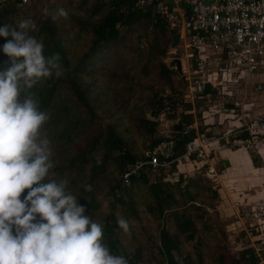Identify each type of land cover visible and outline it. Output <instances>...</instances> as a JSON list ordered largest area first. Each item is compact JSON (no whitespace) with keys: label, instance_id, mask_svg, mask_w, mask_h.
Listing matches in <instances>:
<instances>
[{"label":"rangeland","instance_id":"rangeland-1","mask_svg":"<svg viewBox=\"0 0 264 264\" xmlns=\"http://www.w3.org/2000/svg\"><path fill=\"white\" fill-rule=\"evenodd\" d=\"M92 2L93 0H29L23 6V10L28 17L33 15L35 18L44 16L43 10L45 7L48 9L53 7L54 12L60 7L67 10L69 16L66 20L63 18L59 20V29L63 28L65 30L63 35L65 46L72 50L76 56H79L87 50L91 34L86 28H78V26L71 25L70 18L72 16L87 18L89 6ZM163 8L164 6L162 5L157 7V10H163ZM101 15L102 13L97 14L94 18ZM172 16L175 17L172 13L167 16V21L168 23L170 22L169 26L172 24ZM167 28L169 29V27ZM173 28L174 33H176L177 25L173 26ZM169 36L170 41H167ZM151 41L150 26L146 28L138 25L133 26V29L125 33V40L119 42L115 49L104 51L100 59L95 60L92 65L93 68L90 70L87 67L84 68L85 74L81 73L80 76H82L83 81L89 84L88 88L91 90L92 95L97 98L93 102L97 118L92 128L97 126L103 129L106 124L112 122L116 123V125L118 124L119 127L116 129L119 130V134L130 141L133 153L140 154L142 150L147 148L150 139L138 127V118L153 119L149 115V111L154 101L153 93L158 92L163 102L174 101L175 106V116L172 119L165 118V116L171 114L169 109H165V116L161 113L157 117L155 130L159 136L164 131H171V124L176 119L177 111L185 114L190 112L192 123L189 126L197 129L199 138L205 142V150L216 164L217 172L223 180L235 174L244 175L249 166L252 168L250 171L252 173L250 174H261L264 171V154H262L264 151L256 153V149L258 145H262L264 149V140L258 145L251 144L236 134L244 127L243 121L250 117L252 108L264 111V90L257 93L253 91L254 94H251L250 82H245L237 73H229L226 81L217 90L218 92L215 91L213 95L201 93L193 96L192 93L189 94L188 92L187 83L181 79L174 69L173 59H178L180 62L184 60L182 57L183 50L181 49L182 43L180 47H178V43L175 46H171V35H169L168 30L163 37L158 39L157 48H149L150 44H152ZM162 46H164L165 52L162 55H158L157 50L161 49ZM152 50L154 53L150 55L149 51ZM224 57L225 55L218 51L213 52L211 55L208 53L203 55L205 64L201 68L200 73H191L190 69L186 71V74L191 77V85H194L193 80L199 77L206 79L210 78L212 74L220 77V72L216 71V66H214L212 60L218 61V68L226 69L228 66L225 64ZM159 62H163L166 66L176 71V74L171 75L173 89H168L165 85H162V81L158 78ZM86 72H88L87 75ZM112 72H114L113 75H111ZM69 96L66 90L59 93L47 113L52 116L55 114L60 116L63 111L68 110L69 114L73 113V117L78 116L76 112L72 111L71 104L66 101ZM126 101L127 104L125 103ZM220 102L224 105L220 106ZM227 104L232 106L228 108ZM115 105L124 107L125 111L122 113L120 111L121 108ZM54 131L56 132L57 130L55 129ZM42 132L52 142V159L55 163V168L64 164L70 156L80 150L84 152L86 158L91 157L94 160H98L102 153L100 142H97L96 145L93 144L91 137L93 134L88 130H84L78 137H73L70 144H60L52 132L44 130ZM98 141H101V138ZM225 160L229 163V166H223ZM75 167L78 175L81 176L88 167V163L80 166L75 161ZM178 167L180 168L179 170L182 169L181 166ZM55 168L52 170V176L55 174ZM167 168L164 170L166 171ZM110 169L111 167L108 170ZM165 171H162V174H165ZM190 172L189 175L184 173V171L182 173L185 174L186 178L198 177V179H201L199 180L200 184L208 186L210 190L213 188L217 189L215 180L207 179L196 169ZM111 174L112 178H109V182L112 185L122 179V177L118 178L115 171H112ZM148 177L150 179L153 178L152 171H149ZM256 180L250 178V182L254 184L253 187L261 186L263 188L264 179L259 178ZM191 190L197 193L196 202L203 204L205 207L203 215L208 218V221H206L207 228L203 227L201 220L195 219L194 223L198 228L196 239L184 242L181 245V254L186 251L192 254V245L197 243L200 245L202 260L205 264H216L215 258L218 253L223 254L226 260H228L229 256L237 258L239 251L245 248L246 243L243 241L242 232H239L240 227L237 226V223L236 227L232 225L233 222L237 221L233 216L235 212L228 213L229 210L228 212L223 211V208L229 205L225 202V199L228 200L227 197L221 198L220 191H216L217 196L212 197L210 190L197 188H191ZM106 191L107 187L103 186L102 194L98 197L100 202L98 212L103 215L108 212V205L111 200V197L105 194ZM247 195L250 196L251 205L259 198L264 197V188L257 192L253 190V193H247ZM241 197L242 203L245 202V206L249 205V201L245 198L246 195ZM134 198L139 202L143 200L139 196ZM210 204L212 207L206 208ZM237 212H241L240 207ZM137 214L136 219L131 218L128 221L130 222L131 233L134 238L132 242L139 246L141 250L140 264H158L162 258L156 252L159 235L157 221L145 211L142 203L137 206ZM228 214H230V217ZM246 221L249 223L248 220ZM166 226L173 231L171 222H168ZM259 227H264V225ZM118 233L121 237V242L128 246L127 239L129 236L125 235L120 228ZM128 250L131 251V247Z\"/></svg>","mask_w":264,"mask_h":264},{"label":"trees","instance_id":"trees-1","mask_svg":"<svg viewBox=\"0 0 264 264\" xmlns=\"http://www.w3.org/2000/svg\"><path fill=\"white\" fill-rule=\"evenodd\" d=\"M17 1L0 0V24L8 23L16 26L19 20L31 18L36 27L35 30H30L29 34L44 43L46 56L59 54L61 63L66 69L62 77L42 80L31 89L37 95L41 110L48 112L58 94L66 90L70 95L66 101L71 104L72 111L78 114V116L73 117V113L69 114L68 110L63 111L60 116L50 114V119L42 130L52 132L60 144H70L73 137H78L84 130H88L93 134L91 135L93 144L96 145L97 142H100L102 149L98 160L91 157L86 158L84 152L80 150L70 156L64 164L57 166L55 174L51 178L59 179L65 174L70 175L69 190L77 195L81 204L86 206L87 213L104 225V242L109 245L112 253L123 254L129 259V264H140L141 250L139 246L133 244L132 233L127 239L128 246L121 242L117 217L121 216L127 220L136 219L139 203H142L145 211L157 221L159 226L156 252L162 259L158 264H205L202 260L200 245L197 243L192 245V254L187 251L181 254V245L196 239L198 228L194 220H201L204 228H207L206 221H208L207 216L203 215L205 207L196 202L197 193L191 188L204 190H210V188L200 184L199 180L201 179L198 177H183L182 173L177 172L175 168V160L183 154L185 142L195 137L193 128L185 134L182 133L183 128L189 129V125L192 123V115L190 112L183 113L184 124L176 136H159L155 130L157 117L161 113L165 116V109H169L171 114L165 118L172 119L175 116V106L174 101L163 102L159 93L154 92V101L149 111V115L154 120L140 117L138 118V127L149 136L148 149H152L161 142L171 141V154L165 158L170 161V164L166 171L162 167L156 168L153 171L152 179L148 177L149 171H152L151 167L144 164L129 176L127 184H124L121 179L112 185L109 182V178H112V171L116 172L118 178L122 177L128 166L143 160L142 152L138 155L133 153L132 144L127 138L119 134V130L116 129L119 125L114 122L106 124L103 129L97 126L92 128L97 118L93 106V102L97 98L92 95L88 88L89 84L83 81L82 76H80L81 73L85 74V67L89 70L93 68V63L100 59L104 51L115 49L119 42L125 40V33L133 29V26L138 25L143 28L150 26L152 44L149 48H157L158 39L163 37L167 30L169 35L174 33V29L169 30L167 28L170 2L167 0H150L148 3L139 6L137 0H93L89 6L87 18L75 16L70 18L71 25L86 28L91 34L87 50L76 56L64 44L65 30L59 29L60 21L54 22L50 16L35 18L31 15L28 17L23 10L24 5L17 6ZM159 1L162 2L164 8L158 11L157 4ZM49 10L54 12L53 7ZM100 13H102L101 16L94 18ZM167 39L170 41V36ZM3 43H5V38L0 37V46ZM157 51L158 55H162L165 52L164 46ZM153 53V50L149 51L150 55ZM6 59L5 54L0 51V62ZM113 74L114 72L111 73V75ZM172 74H176L173 68H169L163 62L158 63V78L162 81V85L168 89H173ZM125 103L127 104V101ZM123 105L125 106V104ZM115 106L120 107L122 113L125 111L124 107ZM187 106L189 107L188 103ZM237 136L243 139L248 137L245 133ZM100 138L101 141H98ZM157 157L158 160L163 158L160 154H157ZM75 161L80 166L88 163V167L81 176L77 173ZM109 167H111L110 170H108ZM162 171H165V174H162ZM82 184H91L93 190L85 192ZM103 186L107 187L105 194L111 197L108 205L109 210L104 215L98 212L100 209L98 197L102 194ZM210 191L212 197L217 196L215 188ZM135 196L142 197V202L136 200ZM207 207L212 206L210 204ZM168 222H171L173 231L167 228ZM129 247H131V251L128 250ZM215 260L216 264H256V260L248 248L240 250L237 258L229 256L226 260L223 254L218 253Z\"/></svg>","mask_w":264,"mask_h":264},{"label":"clouds","instance_id":"clouds-1","mask_svg":"<svg viewBox=\"0 0 264 264\" xmlns=\"http://www.w3.org/2000/svg\"><path fill=\"white\" fill-rule=\"evenodd\" d=\"M43 15L58 22L69 13L45 7ZM35 27L31 18L0 24L7 57L0 62V264H129L112 253L104 225L69 190L70 175L51 178L52 142L42 132L50 116L31 89L66 69L59 54L46 56L44 43L29 34ZM117 224L131 236L126 218L118 216Z\"/></svg>","mask_w":264,"mask_h":264},{"label":"built area","instance_id":"built-area-1","mask_svg":"<svg viewBox=\"0 0 264 264\" xmlns=\"http://www.w3.org/2000/svg\"><path fill=\"white\" fill-rule=\"evenodd\" d=\"M28 1L18 0L16 5L23 6ZM149 1L137 0V4L141 6L142 3ZM167 1L170 2L169 13L175 15L171 17V27L170 22L167 23L168 27L174 29L173 26L177 25L178 47L182 43L184 60L180 62L181 72L178 74L187 83L189 94L192 93L194 96L203 93L205 82L217 91L229 73H237L245 82H250L252 92L264 90V0ZM160 6L161 1L157 4V7ZM215 51L225 55L224 61L228 68H218V61L213 59L212 62L216 66V71L220 72V77L213 74L206 79L199 77L194 79V85H191V77L186 74L187 69H190L191 73H200L205 64L203 55L207 53L211 55ZM222 104L220 102V106ZM243 123L244 127L236 135L245 133L248 137L244 140L256 145L264 140V115L255 114L245 119ZM187 131V127L182 129L183 134ZM204 143L200 138L188 139L184 144L182 157L191 159L195 165L199 163L197 170L201 175L209 180H215L216 169L210 162L211 158L205 150ZM171 146V141H167L152 149L142 150L143 160L128 166L122 174L123 183L127 184L129 176L144 164L149 165L152 172L158 167H162L163 170L167 168L170 161L165 158L171 154ZM157 154L163 158L158 160ZM234 217L246 243L244 247L251 251L256 264H264V227H259L264 225V197L241 208V212ZM232 225L236 227V222Z\"/></svg>","mask_w":264,"mask_h":264},{"label":"crops","instance_id":"crops-1","mask_svg":"<svg viewBox=\"0 0 264 264\" xmlns=\"http://www.w3.org/2000/svg\"><path fill=\"white\" fill-rule=\"evenodd\" d=\"M251 92H252V90H251ZM251 94H254V93L252 92ZM231 106H232L231 104H229V105L227 104L228 108H230ZM256 106H257V103H256ZM255 114L264 115V111H260V110H258V108H252V114L250 116H253ZM189 128L194 129V132H195L194 136L199 139V133H198L197 129L194 127H189ZM256 151H257L256 153L264 151L263 146L260 145L256 149ZM262 154H264V153H262ZM210 162L215 167L216 164L212 161V159H210ZM175 163H176L175 168H177L176 169L177 172L182 173L184 171V173H187L188 175L191 173L190 171H193L195 169L197 170V166H199V163L195 165L191 159H186L185 157H182V155L175 160ZM178 166H181L182 169L179 170L180 168ZM228 166H229V163H228ZM215 169H216V173H217V177L215 178V185H216L217 189L216 188L215 189L217 192L220 191L219 193H220L221 198L224 199L225 196L227 197L228 200L225 199V202L229 204L227 207L223 208V211L228 212V210H229L228 213H234L235 212V214L233 216L237 215V213H238L237 210L239 207L242 208L243 206L246 205L245 202L242 203V200H241L242 197L241 196L246 195L245 198L247 201H249V204H250L251 203L250 202V196L247 195V193H253V190H255L257 192V191L263 189L261 186L260 187H257V186L253 187L254 184H252L250 182V178H252L254 180L259 179V178L264 179V171H262L261 174H250V173H252V172H250L252 170V168H250V166H249V167H247V172L244 175H236L235 174V175H231L229 177H226V179L223 180L219 176L216 167H215ZM227 172H229V171H227ZM184 173H182L183 177H185ZM224 185H226V186L224 187ZM257 195H259V194H257ZM229 215L230 214H228V216ZM234 221H235V219H234ZM235 222L238 223L237 221H235Z\"/></svg>","mask_w":264,"mask_h":264},{"label":"water","instance_id":"water-1","mask_svg":"<svg viewBox=\"0 0 264 264\" xmlns=\"http://www.w3.org/2000/svg\"><path fill=\"white\" fill-rule=\"evenodd\" d=\"M178 36H179V34L177 32L173 33L171 35V46H175L177 44ZM173 62L175 64L174 69L177 71V73H180V61L178 59H173ZM193 68H195V64H193ZM203 93L213 95L215 93V91L213 88H211V86L208 82H205L203 84ZM183 124H184L183 113L180 111H177L176 112V119L171 124V131H164L161 133V136H164V137L176 136L181 131ZM188 130H190V128ZM223 164H224V166L228 165L226 160L223 162Z\"/></svg>","mask_w":264,"mask_h":264}]
</instances>
